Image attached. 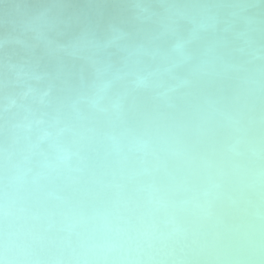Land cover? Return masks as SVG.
<instances>
[{"label": "bare ground", "instance_id": "6f19581e", "mask_svg": "<svg viewBox=\"0 0 264 264\" xmlns=\"http://www.w3.org/2000/svg\"><path fill=\"white\" fill-rule=\"evenodd\" d=\"M0 264H264V0H0Z\"/></svg>", "mask_w": 264, "mask_h": 264}]
</instances>
